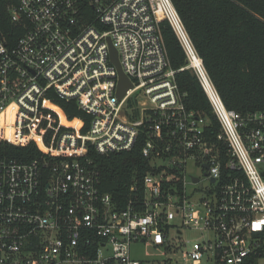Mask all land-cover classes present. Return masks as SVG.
<instances>
[{
    "label": "built area",
    "instance_id": "obj_1",
    "mask_svg": "<svg viewBox=\"0 0 264 264\" xmlns=\"http://www.w3.org/2000/svg\"><path fill=\"white\" fill-rule=\"evenodd\" d=\"M7 10L23 33L14 43L0 33V142H35L42 155L0 158V264H264V110L225 105L171 0H15ZM163 20L217 132L182 101ZM110 44L133 85L122 98ZM52 88L92 116L87 131L56 122ZM143 134L150 170L122 205L100 189L89 148L130 152ZM187 230L204 236L195 249L170 239Z\"/></svg>",
    "mask_w": 264,
    "mask_h": 264
},
{
    "label": "trees",
    "instance_id": "obj_2",
    "mask_svg": "<svg viewBox=\"0 0 264 264\" xmlns=\"http://www.w3.org/2000/svg\"><path fill=\"white\" fill-rule=\"evenodd\" d=\"M171 1L225 105L241 113L264 110V0ZM12 3L15 0H0V33L9 43L23 33L7 10ZM160 29L185 107L206 117L217 132L218 120L180 36L168 20L160 22ZM45 96L56 122L60 119L64 125L78 127L82 120L83 131H87L92 116L81 110L75 99L63 98L53 88ZM146 136L143 134L130 152L101 154L89 148L100 189L122 205L128 203L133 185L142 193L143 177L150 170L142 155ZM41 155L35 142L25 146L0 142V158L29 162Z\"/></svg>",
    "mask_w": 264,
    "mask_h": 264
},
{
    "label": "rangeland",
    "instance_id": "obj_3",
    "mask_svg": "<svg viewBox=\"0 0 264 264\" xmlns=\"http://www.w3.org/2000/svg\"><path fill=\"white\" fill-rule=\"evenodd\" d=\"M193 171L195 174L199 173L198 170L193 169ZM178 221H179V219H177V222ZM170 239L174 240L178 243H180L182 240L185 242L184 247L187 250H192V249L197 248L198 244H200L203 241L204 236L198 230H187V231H184L183 234L179 235V236H177L175 232H171ZM143 251H144V246L137 245L134 248L133 254L135 257L141 258V257H143V254H144Z\"/></svg>",
    "mask_w": 264,
    "mask_h": 264
},
{
    "label": "water",
    "instance_id": "obj_4",
    "mask_svg": "<svg viewBox=\"0 0 264 264\" xmlns=\"http://www.w3.org/2000/svg\"><path fill=\"white\" fill-rule=\"evenodd\" d=\"M110 57H111L112 63L117 67V70H118L119 80H118V86H117V95L119 98H122L125 95L128 88H131L133 85L130 79L122 71L120 64H119L117 51L112 46V44H110Z\"/></svg>",
    "mask_w": 264,
    "mask_h": 264
},
{
    "label": "bare ground",
    "instance_id": "obj_5",
    "mask_svg": "<svg viewBox=\"0 0 264 264\" xmlns=\"http://www.w3.org/2000/svg\"><path fill=\"white\" fill-rule=\"evenodd\" d=\"M199 57H196V62H199ZM2 121H0V125H1Z\"/></svg>",
    "mask_w": 264,
    "mask_h": 264
}]
</instances>
